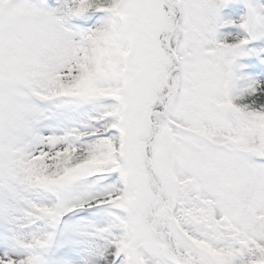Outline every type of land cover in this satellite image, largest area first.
<instances>
[{
  "label": "snow or ice",
  "instance_id": "1",
  "mask_svg": "<svg viewBox=\"0 0 264 264\" xmlns=\"http://www.w3.org/2000/svg\"><path fill=\"white\" fill-rule=\"evenodd\" d=\"M0 264H264V0H0Z\"/></svg>",
  "mask_w": 264,
  "mask_h": 264
}]
</instances>
